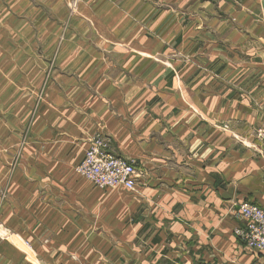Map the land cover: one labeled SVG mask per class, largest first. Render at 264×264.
Here are the masks:
<instances>
[{
    "label": "crops",
    "instance_id": "obj_1",
    "mask_svg": "<svg viewBox=\"0 0 264 264\" xmlns=\"http://www.w3.org/2000/svg\"><path fill=\"white\" fill-rule=\"evenodd\" d=\"M75 1L25 0L58 14L40 61L0 44L8 117L26 101L24 143L0 118V264H264L235 235L240 203L264 207V0ZM97 135L133 190L75 172Z\"/></svg>",
    "mask_w": 264,
    "mask_h": 264
},
{
    "label": "rangeland",
    "instance_id": "obj_2",
    "mask_svg": "<svg viewBox=\"0 0 264 264\" xmlns=\"http://www.w3.org/2000/svg\"><path fill=\"white\" fill-rule=\"evenodd\" d=\"M14 2L15 3L12 5L10 0H0V44L5 45V44H8L10 42L14 43L16 48L22 54H24L21 51L23 44H27L30 46L35 45L34 59H36L37 61H40L42 59L41 58L42 54H41L40 50L36 51V49H41L42 44H48L51 42V40H52L51 37L47 36L45 33H47V31H50V32L52 31V28H54V22H55V21H53V18L56 17L58 19V14L55 12L49 13V18H51V19L44 17V15H41L40 17L36 18V13L35 14L28 13L29 10H27L25 0H15ZM76 4L77 3L75 0H69V4L67 5L66 8L68 9V12L71 15H74L73 13L75 11L74 9L76 8ZM49 6H51V5H49ZM7 12L14 14L18 19L14 22L12 20V18L7 17ZM74 17H76V16H74ZM60 20H62V21H60V24L63 23L64 24L63 26L67 29L69 27L73 28L74 26H76V27L78 26L77 24H75L73 22V20H63V17H61ZM28 27H30L29 31H27ZM82 27H84L85 29L88 28L90 30L93 28V25L89 21H86V22H84V24H82ZM88 34H89V32H88ZM65 40L67 42L73 41V39L69 40L68 38H66ZM76 40H78L77 42L93 43V36H89V35L78 36V37H76V39L73 42H76ZM79 40H81V41H79ZM61 43H63V40H61ZM34 54H32V55H34ZM50 55H53V53H50ZM3 81L6 82V80H3ZM8 83H10V82H8ZM21 84L22 85H20V87L25 91L26 86L24 84V80L21 81ZM25 103H26V101H24L23 105H21L22 106L21 107V112H22L21 116L8 117V115H11L15 111H16V113H14V114L16 115L18 113V110L20 109V107H19V105H17V107L15 109H13V111H11L10 110L11 109L10 102L8 100H1L0 101V110H1L0 112H2L0 114V116H1L0 118L2 119L3 123L5 122L6 123L5 125L10 126L11 121L16 120L18 123V128H19L18 131H16V132L21 133L20 136H13L12 132L11 133L10 132H2V134H4L6 136L7 140H9V139H12V141L19 140L21 143H24V139H25L24 133L25 132H24V130L20 131V128L24 129L23 117H24V112L26 109ZM26 117H28V115H26ZM30 118H31V115H30ZM2 140H4V137L2 138ZM11 151H13V148L6 147V148L2 149V151H1L2 153L0 152V159H1L0 161H2V163L0 164V166H2L0 168V170H1L0 176L3 175L2 172H4L5 170L10 171L12 169V167L15 166V164H14L15 158H12L13 153ZM1 155H2V157H1ZM2 186L4 187V185H1L0 187H2Z\"/></svg>",
    "mask_w": 264,
    "mask_h": 264
},
{
    "label": "built area",
    "instance_id": "obj_3",
    "mask_svg": "<svg viewBox=\"0 0 264 264\" xmlns=\"http://www.w3.org/2000/svg\"><path fill=\"white\" fill-rule=\"evenodd\" d=\"M257 133L264 134V123L257 128ZM75 171L101 189L122 187L133 190L138 175L136 163L114 154L107 139L101 135L90 141ZM237 211L243 219V225L235 229V235L245 247L264 253V207L243 201Z\"/></svg>",
    "mask_w": 264,
    "mask_h": 264
}]
</instances>
